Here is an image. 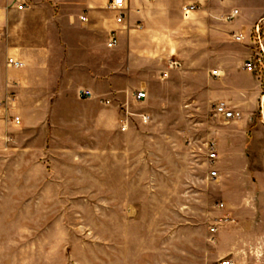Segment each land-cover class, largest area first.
Wrapping results in <instances>:
<instances>
[{
    "label": "rangeland",
    "instance_id": "374dc122",
    "mask_svg": "<svg viewBox=\"0 0 264 264\" xmlns=\"http://www.w3.org/2000/svg\"><path fill=\"white\" fill-rule=\"evenodd\" d=\"M248 15L250 36L259 27L264 47V12ZM256 48L248 39L219 41L183 79L187 89L183 62L171 60L180 68L168 67L177 73L167 78L174 82L170 104H99L107 113L104 134L81 117L92 108L76 105L57 110L34 137L14 134L10 146L0 138V264H259L247 234L259 222L254 191L264 188V74L237 67ZM225 60L237 69L226 84L212 74ZM105 61L107 73L118 63L109 53ZM240 87L252 97L230 105L242 120L226 122L215 115V98L229 90L242 100ZM103 93L112 101V91ZM114 106L132 114L125 132L113 125ZM235 140L247 144L249 158L233 156ZM208 141L218 146L214 164ZM24 143L35 150L23 155Z\"/></svg>",
    "mask_w": 264,
    "mask_h": 264
},
{
    "label": "crops",
    "instance_id": "0c3cea01",
    "mask_svg": "<svg viewBox=\"0 0 264 264\" xmlns=\"http://www.w3.org/2000/svg\"><path fill=\"white\" fill-rule=\"evenodd\" d=\"M244 1L256 5L255 10L240 6V0H125L127 11L124 22L119 24L118 13L108 8L111 0H0V102L13 99L0 111V138L5 146H10L14 134H23L26 139L34 137L45 131L48 120L55 122L57 110L76 105V108H92L81 117H89L93 122L92 131L104 134L107 113L99 104H137L133 97L137 92L146 93L143 104H170L169 92L174 82L167 78L177 74L168 72L171 60L183 62L184 71L179 73L183 80L193 76L194 68L206 54L216 53L219 41L227 37L234 41V36L241 34L249 40L254 18L248 14L264 12V0ZM22 4L27 8L20 11ZM193 5L199 6V10L185 12V8ZM235 11L239 12L238 16L227 21ZM113 33L118 44L111 50L108 43ZM206 46L209 53L203 51ZM107 53L114 54L118 62L109 73ZM10 59L22 63L23 68L12 67ZM245 61L238 64V69L243 70ZM216 65L221 70L213 71H218L219 77L224 75L226 84L234 68L230 69L226 60ZM184 84L183 80L182 88L187 89L188 85ZM84 90L90 91L93 97L80 100V92ZM241 90L242 100H233L229 90L215 99L225 102L229 108L231 104L240 107L239 104L252 97L245 89ZM104 91L113 92L112 101H103ZM124 94H131L133 101L125 100ZM124 109L114 106L111 112L113 125L118 122V127L125 132L132 114L128 108ZM12 117L20 118L19 126L10 123ZM61 121L68 125L66 119ZM30 133L33 134L30 136ZM25 143L20 144L19 151L29 155L35 149ZM247 148L246 143L240 146L236 140L229 145L235 151L233 156L243 153L249 158ZM254 193L259 222L258 228L254 227L247 237L255 239V251L250 252L256 258L252 259L263 264L264 188L260 183Z\"/></svg>",
    "mask_w": 264,
    "mask_h": 264
},
{
    "label": "built area",
    "instance_id": "2783aa9c",
    "mask_svg": "<svg viewBox=\"0 0 264 264\" xmlns=\"http://www.w3.org/2000/svg\"><path fill=\"white\" fill-rule=\"evenodd\" d=\"M152 1H154V0H152ZM26 8H27L26 4H22L18 9L20 11H23ZM108 8L111 11L118 13L117 22L119 24L124 22L125 12L127 11V4H126L125 0H111V2L108 5ZM184 10L187 13L197 11V10H199V6H196V5L189 6V7L185 8ZM238 14H239V12L235 11L232 16L227 18V21H229V22L233 21L234 18L236 16H238ZM81 19H82V21H85L84 17ZM233 39L236 43H239V44H242V43L247 41L246 37L243 34L235 35ZM261 40H262V37L260 36V29L258 27L256 34L249 36V43H252L253 45L257 46V48L255 49L256 53H255V56L253 58H250L244 62V64H243V70L244 71L256 73L259 75L264 74V47L261 45ZM117 44H118L117 35L115 33H113L111 35L110 41L108 43V48L112 49V48L116 47ZM9 64L16 69L23 68L22 63L15 61L13 59L9 60ZM169 65L171 68H180V64L176 61H171ZM212 74L215 77H219V75H220L218 71H213ZM80 97L83 99H90L93 97V95L90 91L84 90V91L80 92ZM133 97H134V100L136 102H143L147 98V95L144 92H137L134 94ZM12 100H13L12 98H8L5 103L0 102V111L3 108H5L6 106L10 105L9 102ZM106 104L109 105L110 102H106ZM214 112H215L216 116L222 118L226 122L238 121V120H241V118H242L241 113L230 109L228 104H226L225 102L218 103L214 108ZM141 117L145 121L148 120V117L145 115H141ZM10 123L12 125L19 126L21 123V120L19 117H12L10 119ZM206 150H207V156H208L209 163L214 164L218 159L216 143L214 141H208L206 143ZM217 174L218 173L216 171H212L210 176L212 179H215L217 177ZM221 207H223V205H221ZM223 264H230V263L224 262Z\"/></svg>",
    "mask_w": 264,
    "mask_h": 264
}]
</instances>
